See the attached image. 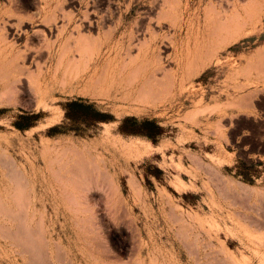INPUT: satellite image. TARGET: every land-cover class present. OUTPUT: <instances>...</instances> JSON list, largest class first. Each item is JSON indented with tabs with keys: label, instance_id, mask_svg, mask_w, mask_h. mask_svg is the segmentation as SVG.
Instances as JSON below:
<instances>
[{
	"label": "rangeland",
	"instance_id": "1",
	"mask_svg": "<svg viewBox=\"0 0 264 264\" xmlns=\"http://www.w3.org/2000/svg\"><path fill=\"white\" fill-rule=\"evenodd\" d=\"M0 264H264V0H0Z\"/></svg>",
	"mask_w": 264,
	"mask_h": 264
},
{
	"label": "bare ground",
	"instance_id": "2",
	"mask_svg": "<svg viewBox=\"0 0 264 264\" xmlns=\"http://www.w3.org/2000/svg\"><path fill=\"white\" fill-rule=\"evenodd\" d=\"M169 3H170V1H169ZM178 3V2H177ZM168 4V3H167ZM173 4V3H172ZM171 4V5H172ZM169 5V4H168ZM174 5V4H173ZM177 4H176V8H177ZM174 7H175V5L174 6H172V7H170V8H172V9H174ZM163 10V9H162ZM170 11V10H169ZM175 11H177V10H175ZM162 14L164 13V10H163V12H161ZM160 13V14H161ZM161 14V16H163ZM54 15V14H53ZM176 17V16H175ZM159 18V17H158ZM161 18V17H160ZM93 39H91V40H89V38H88V41H87V44H86V47H85V50H87V52H88V54L90 55V58L92 57V55L94 54V52H95V47H94V45H93ZM82 46H84V45H82ZM141 47V46H140ZM142 49V48H141ZM140 49V50H141ZM83 50H84V48H83ZM142 51H143V49H142ZM145 52V51H144ZM145 53H147V52H145ZM141 54V53H140ZM158 57V56H157ZM138 58V57H137ZM137 58H135L134 60L136 61V59ZM92 59V58H91ZM142 59H144L143 57H142ZM141 59V60H142ZM134 60H132V61H134ZM145 60H146V58H145ZM148 60H150V58L148 59ZM156 60V59H155ZM147 61V60H146ZM150 62V61H149ZM148 62V63H149ZM155 62V61H154ZM144 63H145V61H144ZM149 64H151V63H149ZM149 64H147V66L149 65ZM127 66V65H126ZM144 66V65H143ZM150 66V65H149ZM143 68V67H142ZM145 68V67H144ZM146 69V68H145ZM160 69V68H159ZM165 71V70H164ZM165 73V72H164ZM138 75V74H137ZM169 76V75H168ZM150 78H152V76H150ZM149 80V79H148ZM99 82V81H98ZM148 82V81H147ZM150 82V81H149ZM167 83H168V81H167ZM141 87V86H140ZM148 87V86H147ZM151 87V86H150ZM151 89V88H150ZM60 259V258H59Z\"/></svg>",
	"mask_w": 264,
	"mask_h": 264
}]
</instances>
